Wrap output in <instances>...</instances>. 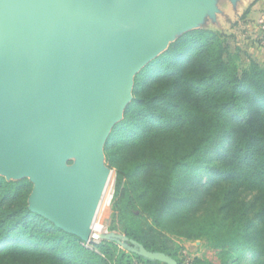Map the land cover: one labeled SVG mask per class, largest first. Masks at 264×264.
<instances>
[{"label":"trees","instance_id":"obj_1","mask_svg":"<svg viewBox=\"0 0 264 264\" xmlns=\"http://www.w3.org/2000/svg\"><path fill=\"white\" fill-rule=\"evenodd\" d=\"M132 95L104 149L112 229L131 247L85 246L30 210L28 179L0 175V264H168L139 245L181 264L171 236L203 241L219 264H264V64L239 70L225 34L192 30L134 76Z\"/></svg>","mask_w":264,"mask_h":264},{"label":"water","instance_id":"obj_2","mask_svg":"<svg viewBox=\"0 0 264 264\" xmlns=\"http://www.w3.org/2000/svg\"><path fill=\"white\" fill-rule=\"evenodd\" d=\"M189 1L0 0V174L30 179L31 211L85 241L125 239L91 228L100 160L134 76L185 27Z\"/></svg>","mask_w":264,"mask_h":264},{"label":"rangeland","instance_id":"obj_3","mask_svg":"<svg viewBox=\"0 0 264 264\" xmlns=\"http://www.w3.org/2000/svg\"><path fill=\"white\" fill-rule=\"evenodd\" d=\"M179 7L183 13L182 17L185 27L170 34L152 59L158 57L167 49L170 43L182 34L192 30L203 29L223 33L229 38L232 55L239 70L248 66L251 56L256 57L264 64V0H190L187 4H179ZM78 157L79 155L74 156L67 164L71 165ZM100 164L110 173V176L93 218V225L100 226L101 231L99 233L101 234L112 233L121 235L117 230L112 229L116 220L113 208L116 197L115 170L106 162L105 157L100 160ZM199 177H202L199 185L206 182V173L200 174ZM6 179L19 180L20 178L12 177ZM25 179H28L33 188V183L30 179ZM184 193L187 192L184 191ZM241 197L250 203H253L256 199L255 194L249 191H243ZM209 199L211 202V198ZM253 216L257 217L255 213ZM113 240L121 248L129 249L131 247L122 238L116 237ZM100 241L83 240V243L85 246L91 247V244L99 243ZM169 245L176 249L177 258L181 264H195L194 259L196 258L206 259L214 264H219L215 251L209 248L203 241H187L171 236ZM249 259L250 255L246 254L242 261L248 262Z\"/></svg>","mask_w":264,"mask_h":264},{"label":"bare ground","instance_id":"obj_4","mask_svg":"<svg viewBox=\"0 0 264 264\" xmlns=\"http://www.w3.org/2000/svg\"><path fill=\"white\" fill-rule=\"evenodd\" d=\"M109 176H110V173H108V176H107V179H106V182H105V185H104V188H103V191H104V189H105V186H106V183H107V181H108V178H109ZM103 191H102V194H103ZM102 194H101V196H102ZM101 199V198H100ZM99 202H100V200H99ZM99 205V204H98ZM98 207V206H97ZM97 210V209H96ZM95 213H96V211H95ZM94 216H95V214H94ZM91 228H92V231L93 232H96V233H99L100 231H101V228H100V226H98V225H93V221H92V223H91Z\"/></svg>","mask_w":264,"mask_h":264}]
</instances>
